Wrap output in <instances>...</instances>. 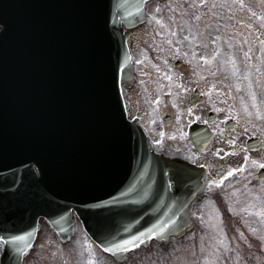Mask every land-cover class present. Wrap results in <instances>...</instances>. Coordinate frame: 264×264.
I'll return each instance as SVG.
<instances>
[{
  "label": "water",
  "instance_id": "1",
  "mask_svg": "<svg viewBox=\"0 0 264 264\" xmlns=\"http://www.w3.org/2000/svg\"><path fill=\"white\" fill-rule=\"evenodd\" d=\"M147 1L0 0V235L23 237L1 264H22L40 217L68 239L73 210L118 260L190 227L193 195L171 185L186 192L196 170L153 155L124 113L121 21L143 20Z\"/></svg>",
  "mask_w": 264,
  "mask_h": 264
},
{
  "label": "flooded vegetation",
  "instance_id": "2",
  "mask_svg": "<svg viewBox=\"0 0 264 264\" xmlns=\"http://www.w3.org/2000/svg\"><path fill=\"white\" fill-rule=\"evenodd\" d=\"M153 47L161 50L160 82L142 72ZM131 52L130 118L157 153L206 170L204 188L195 190L196 222L219 212L227 227L242 228L236 214L252 198L256 212L249 215L264 231V0H152L145 22L132 30Z\"/></svg>",
  "mask_w": 264,
  "mask_h": 264
},
{
  "label": "rangeland",
  "instance_id": "3",
  "mask_svg": "<svg viewBox=\"0 0 264 264\" xmlns=\"http://www.w3.org/2000/svg\"><path fill=\"white\" fill-rule=\"evenodd\" d=\"M150 17L152 18V16ZM162 17V12H160V14L156 18ZM182 28L187 29V27H179L178 29H181L183 35H188V32H184ZM138 37L139 36L136 37V40ZM139 39L140 43L138 44V46L143 49V46L147 44L143 43V39H141V37H139L138 40ZM178 40L180 44H183V37L180 36V34L178 35ZM148 44H151V46L159 45L156 42H148ZM155 48L156 47H153L152 49L148 50L147 54L150 56V60H148L147 63L143 66L142 72L144 73L145 71L149 75V79H152L155 82H160L162 71L159 64L160 61L158 60V57H156V53L161 52V50ZM142 84L143 83H140V86L137 88L136 92L138 95L141 91ZM142 103L144 102L142 101ZM183 106L184 108L186 107L185 105ZM185 113L186 109L184 111V114ZM206 208V206H202L199 209V214H202V211H204ZM216 214L219 213L213 212V217L217 218ZM200 217L202 216L200 215ZM220 222L221 219L216 223H218L220 227H224ZM202 224V233L197 232L194 236V239L192 236H189L184 240L179 241L183 243L182 246H174L173 244L167 251H165L167 253L161 255L160 259L158 258V256L154 255L155 251L149 253L140 251L139 254H136L134 256L132 255V257H130L131 260L127 262V264H224V262L221 261L220 256L218 258V256L215 255L217 253L216 247L221 248L222 243L216 245L210 244L212 243V239L210 238L213 234L206 233V220H202ZM216 228L217 225L214 224L211 225L210 229L211 231H214ZM221 229L225 231L223 228ZM40 232L41 235L36 242L35 248L31 253V257L27 259V264H96L97 260H100L101 264H116L111 259H108L94 246L85 232H83L82 225L79 221L76 222V236L72 240L71 246L67 247L66 249L60 246L57 237L55 235H52V232L49 231L47 226L43 225ZM225 235L226 241L228 242V235L226 233ZM219 237L221 238L222 236ZM250 239L251 238H245V244L248 245L249 248H252V253L246 251V254H243L245 251L241 249H243L244 245H242L241 243H237L239 240L237 239L236 245L231 243V259H240V261H244L243 264H247L249 263V255H253V259L258 260L257 263L261 264L264 262H259L260 257H258L257 255V250H261L260 253L262 254V259H264V236H259L258 239L257 237L253 238L252 240ZM234 255H238V257ZM253 261L255 260H252L250 263L255 264ZM233 263L234 262L225 264Z\"/></svg>",
  "mask_w": 264,
  "mask_h": 264
},
{
  "label": "snow or ice",
  "instance_id": "4",
  "mask_svg": "<svg viewBox=\"0 0 264 264\" xmlns=\"http://www.w3.org/2000/svg\"><path fill=\"white\" fill-rule=\"evenodd\" d=\"M158 143H159V142H158ZM260 166H261V167H264V165H260ZM232 171H238V169H233ZM231 174H232V172L230 171V172L228 173V175H231ZM212 183H217V181H212ZM260 215L264 216V211H262V212L260 213ZM252 231H255V230L253 229ZM20 239H23V237H22V236H14V235H12V236H8V238L6 239L5 236L0 235V242L5 243V244H9V243H11V242H13V241H17V240H20ZM124 243H125V244H127V243H131V241H125ZM6 251H7V250H6Z\"/></svg>",
  "mask_w": 264,
  "mask_h": 264
}]
</instances>
